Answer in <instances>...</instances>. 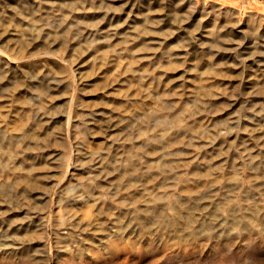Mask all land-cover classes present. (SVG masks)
Returning a JSON list of instances; mask_svg holds the SVG:
<instances>
[{"label":"bare ground","instance_id":"1","mask_svg":"<svg viewBox=\"0 0 264 264\" xmlns=\"http://www.w3.org/2000/svg\"><path fill=\"white\" fill-rule=\"evenodd\" d=\"M121 1V7L117 8L113 0H0V148L4 150L0 153V187L8 179H21L19 184L23 183L24 191H30L31 187L34 188L31 182L36 175L34 169L42 163L49 164L56 151L52 147L43 148L40 143L41 136L49 134L51 126L57 121L56 117L44 116L46 112L37 118L31 116L33 108L20 100L27 89L17 90L26 83V79L20 74V66L14 64L15 61L40 53L36 61L46 66L40 64L43 69L34 75L30 83L40 82L41 107L46 109L54 87L59 89L60 82L65 79L70 85L77 77L81 80L84 72L80 63L95 54L93 65L99 66V77L114 69L115 75L119 76L115 80L120 82L130 73L133 80H140L143 92L171 95L172 98L160 101L157 108V112L166 115L160 117L162 122L167 123L154 125L147 121L138 129V134L135 131L141 142L134 141L137 136L131 131L128 136H122L124 132L115 107L98 109L93 116H87L86 123L82 124L84 137L81 139L85 141L74 149L64 137L53 134L47 137L48 141L55 139L62 143L65 163L73 150L76 151V163L84 168L81 172L95 179L83 181L81 189L76 191L78 194L69 198L58 196L62 205L59 216L55 222H51L59 226L56 239L63 243L64 250L57 254L60 260L55 264H92L89 259L118 257L128 250L139 254L143 247L152 250L159 247L157 250L165 252L174 245H180L176 255L182 259L199 242L215 238V243L232 237L237 240L257 237V243L264 242V228L260 227L264 214L260 212L255 215L258 206L264 208V107L261 102L264 97V12L253 10L244 14L240 8L216 0ZM140 23L142 27L137 26ZM195 23L200 25L199 29H193ZM141 28L144 34L136 37ZM162 32L169 34L163 41L157 40L156 34L151 35ZM122 34L134 39L125 46L126 62H123L122 51L117 47ZM228 34L239 38H220ZM140 42L160 43L161 47L143 50L148 51L144 52L148 57L146 61L137 63V55L143 51L136 50L134 53L132 49ZM175 42H180L178 49L191 58L198 57L197 54L209 56L201 61V65H218L200 73L197 90L205 85L224 84L227 80L221 73L239 69L240 92L208 90L200 98L203 104L199 103L193 108L186 106L191 92L171 91L169 94L171 88L165 86L164 77L172 75L169 69L176 64V52H171V58L167 61L163 60L162 53L164 48ZM92 45L95 46L93 49ZM68 62L75 68H67L65 63ZM65 73L64 78L58 76ZM48 80H52L49 89L42 83ZM129 81L132 83V80ZM241 94L251 95L253 110L244 109L243 114L228 111L234 113L231 121H217L224 114L209 116V112L217 113L222 100L233 101L234 106L241 104ZM33 95L31 93V97ZM102 98H108L105 92ZM112 100L121 99L113 97ZM205 100L215 106L212 111L205 112ZM13 112L22 115V118L18 116L17 120H8ZM90 132H98L97 139L100 135L108 138L101 141L103 145L100 148L93 149L86 146V133L90 136ZM97 139L93 138L91 142ZM107 140L109 144L103 148ZM206 146L209 148L203 149ZM175 150H181L179 158H170ZM193 152L196 154L194 159H201L202 166L191 168L190 165H175L184 153L189 155ZM161 158H165L164 161ZM117 162L123 169L120 172L112 165ZM111 168L114 170L110 171ZM66 184L63 182L62 186ZM109 184L113 187H106ZM244 192L248 193L247 196L252 195L255 205H258L256 208L250 207L249 211L246 209V212L239 207V215L232 219V204L238 203ZM30 193L29 197H25L24 207L21 201L17 202L16 209L10 207L11 215L19 219H16V225L8 226V219L3 217L0 220V264H39L41 258H38L35 246L25 245L14 236L22 231L27 234L28 227L37 220L45 226L44 223L50 218L47 209L32 215L30 197L34 196V192ZM107 193L111 194L109 198H103ZM40 195L41 200L48 202V193ZM193 201L197 202L198 212L193 209L195 211L190 213V218H195L191 220H195L194 223L199 222L198 227L201 225L203 233L200 235H197L195 230L199 229L193 222H189L187 237L179 233L181 229L178 224L173 230H164V211L157 215L159 218L156 220L147 217L152 209L163 207L166 212L167 209L191 205ZM5 204L0 196V216L7 212L3 209ZM80 204L88 205L84 211H80L83 216L74 210ZM92 205L100 207V212L107 216L112 214L111 221L102 222L97 217L98 222H92ZM65 207L69 208L66 221L63 219ZM170 213L167 212L168 217ZM239 219L244 221L245 226L246 223L250 225V234L234 231L232 224L238 223ZM149 223L153 225L147 227ZM40 226L44 234L45 228ZM9 238H13L12 245L6 242ZM254 243L251 241L249 248ZM38 244L45 250L46 243ZM183 250L184 253H181ZM228 261L235 264L232 258ZM219 262L211 264H222ZM253 264L264 263L259 260Z\"/></svg>","mask_w":264,"mask_h":264},{"label":"rangeland","instance_id":"2","mask_svg":"<svg viewBox=\"0 0 264 264\" xmlns=\"http://www.w3.org/2000/svg\"><path fill=\"white\" fill-rule=\"evenodd\" d=\"M216 1H219L226 5L236 6L240 8L244 14L248 13L249 11H253V10H259V11L264 12V0H245V1L244 0H216ZM113 2H115V7L117 8L121 7L122 5L121 0H113ZM113 10H115L114 7H113ZM140 25H142V23L138 24L137 26L142 27ZM199 27L200 25L198 23H195L193 29H196V28L199 29ZM142 34L144 33L141 28V30L138 32L136 37H140ZM154 34H156L157 38H159L157 40H160V41H163L165 37L169 35L167 32H162V34L152 33L151 35H154ZM224 37L226 39L239 38V37H234L232 34L221 36L220 38H224ZM132 41H134V39L132 40V37L130 35L122 34L118 38L117 47L121 49L120 51H122L121 56L124 57L123 62H126L128 58L125 46L128 43H131ZM176 42L164 48L163 53H162V55H164V57H162L163 60L167 61V60H170L171 58L170 57L171 52H176V54L174 55V57L176 58L175 60L176 64L173 67V69H169L170 71L169 73L172 75L170 77H164L165 86H168L171 88L169 94L171 93V91L180 92V91L185 90L187 92L188 91L191 92L190 93L191 96L187 100L186 106L189 108H193V107L199 106L200 104H203L200 102L201 100L200 98L205 96L208 90H212V89L218 90L219 89L221 91H229V92L231 91L234 94H237L240 92L239 88H240L241 71L239 69L232 70L231 72H226L225 70L224 73H221V76H223L227 80L224 84L215 83L213 85H205L202 87L201 90H197L196 87L199 85L198 78L200 76V73L203 71H208V69L218 67V65L214 66L211 63L208 65H201L202 63L201 61H204V58H207L209 56L203 55V54H197L198 57L196 56L194 58H191L192 56H189L183 50L178 49L179 48L178 45L180 44V42L179 43H176ZM94 47L95 46L92 45L91 48L93 49ZM160 47H161L160 43L152 44L150 42L148 43L140 42L133 47L132 51L135 53L136 50L143 51L147 48L151 50V49H157ZM144 52L146 53L148 51H143L141 55H137L139 58L137 63L146 61L148 55L147 54L145 55ZM39 55L40 53L31 54V55H27L15 61L14 64H17L18 66H20L19 68L21 69L20 74H23L22 77L26 79V83L22 85L21 87H19L17 90H24V88L27 89V91H24L22 93L20 100H23L24 104L33 108V111H32L33 114L31 116H35L37 118L38 116H40V114L43 115L42 112H46V115L44 116H55L56 117L57 121L54 123V125L51 126V129L49 130V134H44L40 138V143L43 148L52 147V149H55L56 151L54 152V156L49 164L42 163L36 169H34L36 172V175L31 178V182L34 183V188L31 187L30 191L28 190L24 191L23 183L19 184V182H21V179L17 181H15V179L14 180L8 179L5 181L6 183L0 187V196L5 200V203H6L3 206L4 207L3 209L7 210L5 215L0 216V220L3 217V218L8 219L7 222L10 223V224H7L8 226L16 225L17 222L15 221L16 219L17 221L19 219L16 218L17 216L11 215L12 210L10 209V207L13 206L14 209H16L18 201H21L22 206L24 207L25 206L24 201L26 200L25 197L26 196L29 197L28 194L31 192L30 193L31 195L32 192H34V196L30 197L32 200V205H33V208H31L32 215L34 216L35 212L47 209L50 213V218L44 223L45 226L42 224V222L37 220L36 222L33 223V225L28 227L29 232L27 234H25L22 231L21 233H16V235L14 236L15 237L17 236L19 238V241H22L23 244L25 245L30 244V245L35 246L34 250H36L39 253L38 258H41L39 261V264L40 263L41 264H50V263L55 264V262L60 260L57 254L64 250L62 246L63 243L58 242L56 239V231L59 226L51 222L52 220L54 221L55 218L59 216V209L61 208V205H62L60 204V201H58V196L63 195L64 197L69 198L70 196L77 193L76 192L77 189H81V187L83 186V181L87 182L89 180H95V179L94 177L93 179H91L90 178L91 176L81 172V170L82 169L84 170V168H83V165H81L80 163L78 164L76 163V154H77L76 151L73 150L72 154L69 156L68 160H66V163H65V158L63 155V151H62V148H63L62 143L56 141L55 139H52V140L50 139L48 141L47 137L50 136L51 134H53L54 136H58L59 138L64 137L70 142L71 146H73V149H74L75 146L85 141L81 139L82 137H84L83 132H82V124L86 123L85 120L87 116H93L97 112L98 109H102V108L112 109L113 107L117 109V112L116 111L115 112L120 117L119 120H120V123L122 124V130L124 132L122 136L123 137L128 136L127 134L130 131L134 132V136H137L135 134V131L138 134V129L143 124H145L147 121H150L154 125H160L161 123H167L166 121L162 122V118L160 116H166V115H163L157 112L158 111L157 108L159 107L158 104L160 101L162 100L169 101L172 98V96L165 95V94L158 96L157 94H150L149 92L147 94L143 92L140 80H133L131 78L130 73L128 74L129 76H127V78H123V80L120 82H116L115 80V79H118L119 76L115 75L114 69L107 73V75L110 77H107V75H105L104 77L102 76L99 77L98 75L99 66L97 64L93 65L94 58H95V54H94V55L88 56L80 63L82 67V72H84L81 80L78 79L77 77V79H74V82L72 81L73 82L72 85H70V83L67 82L66 79L65 81L64 80L61 81L59 85V89L56 90L54 87V90L51 91L52 94H51L50 101L48 103V108L43 109L41 107L42 98L40 95V88L38 86L40 82L36 84H31L34 80V75L39 73L40 72L39 70L43 69L42 65L46 66V64H43L41 61L39 60L36 61ZM72 58H74V56H72ZM41 63L42 65H40ZM65 64L67 68L69 69L75 68V67L72 68V65L70 62L65 63ZM51 66L57 67V65L55 64H51ZM65 75L66 73L60 74L58 76H60V78L61 77L64 78ZM129 80H132V83H130L131 81ZM51 82L52 80L51 81L48 80L42 83H45L49 89L50 88L49 85L51 86ZM114 82H115V85H113ZM43 86L46 87L45 85ZM191 88L193 90H191ZM103 92H105L108 98H102ZM31 93H34L32 97H31ZM113 97L115 98L118 97V99H121V100L113 101L112 100ZM241 98L243 101L241 102V104L239 103L236 106H234L233 101L230 102V101L222 100L219 103L220 107H217V111H216L217 113L209 112V116H212V115L220 116L224 114L222 115L224 117H222L221 119H217V121H228V120L231 121L234 113H228V111L229 112L237 111L238 113L243 114L242 111L244 109L253 110V108L251 107L252 105L250 103V100L252 98L251 95L241 94ZM205 101L208 103V104L205 103L204 105L205 112L212 111L213 107L215 106L210 105L209 101L207 100ZM144 102H147V103L144 104ZM261 102L264 107V97ZM3 104H6V103L3 102ZM9 104H10V101L8 100L7 105L9 106ZM142 104L143 106L141 108H138ZM130 106L132 108H130ZM232 106H234L233 109H232ZM126 108L131 109V111L130 110L127 111ZM263 114H264V110H263ZM11 116L12 117L8 116V120H12L13 118H15L14 120H17L18 116H19V119L22 118V115L20 114L17 115L16 112H13ZM13 116H16V117H13ZM0 123H2L1 120H0ZM97 133L90 132L89 133L90 136H88V133H86V137H88V142L86 144L87 147L91 146V148L93 149H98L103 145V144L101 145V141L105 138H108V137L100 135L99 139H97L98 137ZM93 138L97 140L91 142ZM134 141L141 142V139L137 136V138H134ZM108 144H109V141L104 143L103 148L106 147ZM206 148H209V146H206L203 149H206ZM3 151H4L3 149L0 150V153H2ZM180 152L181 150L180 151L175 150L174 153L169 157L179 158ZM185 153L183 157H181L175 162L176 166L179 167L182 165H186V166L190 165V167L192 168V167H199V165L200 166L203 165L200 163L201 159L200 160L194 159L193 156L194 155L196 156L195 152L189 155H186ZM164 159L165 158H161V161H164ZM114 164L115 163H112L113 166H116L118 172L123 170L119 167L118 162L115 165ZM105 167L106 166H103V168ZM113 170H114L113 168L110 169V171H113ZM63 182H66L67 184L65 186L64 185L62 186ZM106 187L110 188L113 186L109 184V185H106ZM246 191L248 192V190ZM35 192H36V195H35ZM247 192H244L243 195L245 196L242 195V197H240V200H238L239 202L241 201L240 203L236 202L235 203L236 205L232 204L233 205L232 211H230L231 217H233L232 219H235V217L239 215L238 210H240L241 207H242L241 211L246 212L248 209H250V207L256 208V206L258 205L257 203L255 205L256 201L252 195L247 196L248 194ZM40 193L49 194L48 202L46 199L44 200L40 199L41 198ZM110 195L111 194L107 193L106 195H104L103 198L107 199L109 198ZM99 202L101 203V200H99ZM92 203L93 202H91V204ZM196 204L197 202L193 201V204L191 205L186 204L187 206L185 205L184 206L185 208L176 207L175 209L173 208L172 210L167 209L166 212H165V209H163V207L161 208L160 206L161 209L150 210L149 215H147V217L149 219L156 220L157 218H159V216L157 215L162 214V211H164L165 213L164 215L167 217V218L165 217L164 222H162L163 224L162 227L164 228V230L166 229L173 230L174 228H176V226L179 225L178 227L179 229H181L179 233L184 234L187 237L186 234L190 231V224H191L189 222L194 223L195 221V220L191 221L195 218H190V213H192L195 210L196 212H198L196 209ZM77 206L78 207L74 208V210L80 214V211H84L88 205L82 206L80 204ZM180 209L182 211H180ZM263 209H264L263 207L260 208V206H258L256 209L257 213H255V215L259 214L260 212H261L260 214H264ZM68 210L69 208L65 207V212L63 216L64 221L68 220L66 218ZM186 210H188L189 212ZM8 211H9V214H8ZM100 211H102L100 207L93 206L92 212H91L94 214L93 217H91L92 222H98L97 217H100L102 222L111 221L112 214L107 216ZM169 211L171 212L169 215L170 217H168V214H167V212ZM80 215L83 216L82 214ZM187 217L190 219H188ZM262 222H261L262 225H260V227L264 228V222L263 223ZM198 223L195 222L194 225L196 224L197 226ZM244 224H245L244 221L239 219L238 223L236 222L232 224V227L234 228V231L240 230L239 232H242V233L245 232L244 234H250L249 233L250 225L248 226V224L246 223V226H245ZM40 225L44 226L45 228L44 234L41 233ZM152 225L153 223H149L147 227L152 226ZM207 225L210 226L209 223H207L206 226ZM200 226L196 227L197 229H199V230H195L197 235H200L201 232L203 233L202 231L203 229L200 228ZM204 231L206 230L204 229ZM234 231L233 233H236ZM13 238H9L6 242L12 245ZM255 238L257 237H252L251 238L252 240L248 237L247 239H244V240H237L234 237H232V239L227 240V241L221 239L219 242L217 241V243H215L217 238L213 239L214 241L213 240H210L208 242L203 241L204 243L201 241V243L199 242L198 245L196 244L197 247L195 246L196 247L195 249H193V247L192 249L190 248L189 249L190 251L188 250L187 252L188 254L187 253L186 255L184 254L185 256L183 255L182 259L181 257H178L176 255V252L179 249L180 245L179 246L174 245V246L169 247L168 250H165V252L164 251L160 252L159 250H157L159 247H157V249L153 248V250L151 248L145 249L143 247V249H141L139 254H135L133 251L128 250V251L122 252L120 255H118V257L108 256V258H103L104 260L103 259H98V260L89 259V261L92 260V264H95V263H99V264L105 263L106 264V263H111V262L114 263L115 261L116 262L126 261L127 264H134L132 262H135L136 264H188V263L211 264L213 262H218V261H220L222 264H232L230 261H228L230 258H232L233 261H235V264H253L254 261H259V260L262 261V263H264V242L257 243V240ZM251 241L255 242L256 245L254 243V245L249 248V244ZM40 242L46 243L45 250H43V247L38 244ZM207 243L209 244L207 245ZM203 245H205L204 248H202ZM218 245L219 246L221 245L222 247L220 246V248H218L219 247ZM32 253H34V251H32ZM181 253H184V250ZM221 260L222 261L224 260V261L222 262ZM94 261H97V262H94Z\"/></svg>","mask_w":264,"mask_h":264}]
</instances>
